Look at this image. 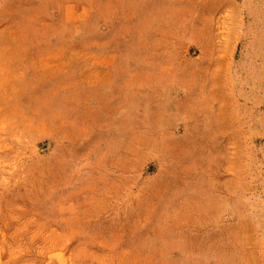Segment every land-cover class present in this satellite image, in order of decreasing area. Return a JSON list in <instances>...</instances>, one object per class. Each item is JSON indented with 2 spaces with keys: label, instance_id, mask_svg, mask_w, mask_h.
<instances>
[{
  "label": "rangeland",
  "instance_id": "rangeland-1",
  "mask_svg": "<svg viewBox=\"0 0 264 264\" xmlns=\"http://www.w3.org/2000/svg\"><path fill=\"white\" fill-rule=\"evenodd\" d=\"M0 264H264V0H0Z\"/></svg>",
  "mask_w": 264,
  "mask_h": 264
}]
</instances>
